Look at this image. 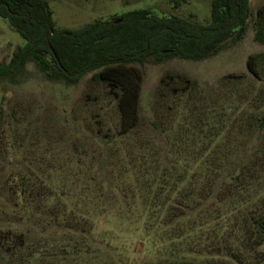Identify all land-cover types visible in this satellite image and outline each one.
<instances>
[{"label":"rangeland","instance_id":"rangeland-1","mask_svg":"<svg viewBox=\"0 0 264 264\" xmlns=\"http://www.w3.org/2000/svg\"><path fill=\"white\" fill-rule=\"evenodd\" d=\"M49 3L58 29L138 9L200 23L212 13V0ZM250 5L243 38L203 60L127 64L140 89L127 132L123 91L98 71L69 85L30 60L20 75L0 79V264H264V240L258 244L243 217L264 212V42L256 21L264 0ZM25 43L0 15V61ZM231 168L235 177H226ZM180 203L182 217L170 223V206ZM220 224L237 228L219 234ZM171 233H189L197 247L171 257L183 247Z\"/></svg>","mask_w":264,"mask_h":264},{"label":"trees","instance_id":"trees-1","mask_svg":"<svg viewBox=\"0 0 264 264\" xmlns=\"http://www.w3.org/2000/svg\"><path fill=\"white\" fill-rule=\"evenodd\" d=\"M251 13L250 0H212L211 20L207 23L178 15L160 16L150 9H138L115 19L97 20L79 29H58L49 0H0V15L26 41L18 47L10 62L0 61V79L20 75L30 60L38 63L50 78L64 79L69 85L77 84L85 75L98 71L102 80L123 91L120 105L125 116L123 130L127 132L136 125L132 123L137 119L140 91L139 84L131 81V71L128 70L131 68L127 64L143 63L149 57L156 62L173 57L203 60L220 51L229 41L242 39L249 28ZM256 21L257 38L264 42V16L260 12ZM51 46L61 64L52 53ZM131 113L135 119L130 118ZM233 176L235 170L231 168L226 177ZM241 183L242 186L247 185V182ZM211 185L209 193H214L216 185L214 182ZM228 189L234 192L239 188L236 183H229ZM243 200L249 203V200ZM172 205L170 211L177 212L170 216V223L178 222L183 214L179 211L182 203ZM236 209L234 206L228 212L219 211L218 216L206 223L222 220ZM258 212L260 214L255 216L245 211L243 217L247 225L245 228L257 230L256 240L261 245L264 240V212ZM220 225H214L215 232L219 234L230 235L233 228H237L236 225ZM227 228H232V231L222 233ZM189 239V233L170 234V242H178L183 247L191 245L194 251L197 245L193 246L195 241ZM203 242L199 243L200 247H207V242ZM183 247L174 248L171 257L185 258L187 249ZM228 251L232 253L233 249ZM240 263H243L242 260ZM206 264L220 262L207 261Z\"/></svg>","mask_w":264,"mask_h":264},{"label":"water","instance_id":"water-1","mask_svg":"<svg viewBox=\"0 0 264 264\" xmlns=\"http://www.w3.org/2000/svg\"><path fill=\"white\" fill-rule=\"evenodd\" d=\"M50 48H51L52 53L54 54V56L56 57V59H57L58 62L60 63V62H61V61H60V58L58 57V55H57L55 49H54L52 46H51ZM60 64H61V63H60Z\"/></svg>","mask_w":264,"mask_h":264}]
</instances>
